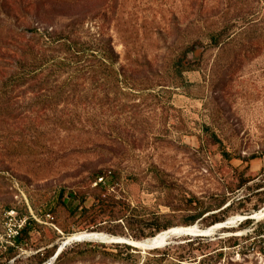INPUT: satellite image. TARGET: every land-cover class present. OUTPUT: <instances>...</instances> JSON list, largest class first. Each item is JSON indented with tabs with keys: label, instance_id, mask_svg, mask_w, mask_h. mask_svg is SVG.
Masks as SVG:
<instances>
[{
	"label": "rangeland",
	"instance_id": "374dc122",
	"mask_svg": "<svg viewBox=\"0 0 264 264\" xmlns=\"http://www.w3.org/2000/svg\"><path fill=\"white\" fill-rule=\"evenodd\" d=\"M255 29L264 0H0V264H257L264 218L150 251L66 242L264 208V43L239 37Z\"/></svg>",
	"mask_w": 264,
	"mask_h": 264
},
{
	"label": "bare ground",
	"instance_id": "6f19581e",
	"mask_svg": "<svg viewBox=\"0 0 264 264\" xmlns=\"http://www.w3.org/2000/svg\"><path fill=\"white\" fill-rule=\"evenodd\" d=\"M264 218V208L259 212H254L247 216H238L234 218L228 219L226 222L218 223L214 226H211L207 229H200L197 225L187 226V227H172L166 231H163L157 234L153 238H148L141 241H134L124 237H116L103 233H79L70 235L66 238V242L77 243V242H101L104 244H129L133 246L135 249L141 251H150L162 249L168 246L172 240L181 237H206L213 235L219 230L228 229L236 222H244L247 219L257 220ZM50 264V263H49Z\"/></svg>",
	"mask_w": 264,
	"mask_h": 264
},
{
	"label": "trees",
	"instance_id": "16d2710c",
	"mask_svg": "<svg viewBox=\"0 0 264 264\" xmlns=\"http://www.w3.org/2000/svg\"><path fill=\"white\" fill-rule=\"evenodd\" d=\"M230 31H231V28H226V27H222V28H219V30L217 31V32H213L212 34H209V40H210V42L213 44V46L215 47V48H219V47H222L223 46V44L228 40V39H230L231 38V36L230 35H227V33H230ZM216 33V34H215ZM241 36V38H243V39H247L248 41H246L248 44H250V43H252V44H254V45H258L259 43H264V29H263V31H259L258 29H255V30H253V31H251L250 33H248V32H246V31H244V32H241V34L239 35V37ZM244 36H245V38H244ZM41 68H43V67H41ZM41 68H39L38 69V71L41 69ZM18 74H13V76H11V81L12 80H14V81H18ZM4 87H5V84H4ZM256 157L255 156H251L248 160H246V161H252V160H254ZM101 176V175H100ZM97 179H98V177H97ZM104 180V179H103ZM252 180L251 179H244V178H241V186H244V185H246V184H248L249 182H251ZM97 185H99V184H97ZM223 205L224 204H222L219 208H221V207H223ZM225 210H227V209H224V210H220V212L219 213H223ZM257 211H260V210H255L254 212H257ZM206 214V212L203 210V212H200L199 214H197V216H195L193 219H192V221L190 222V223H188V224H186L185 226H183V227H187V226H192V225H195V222L197 221V220H199L200 218H202L204 215ZM250 215V214H249ZM219 216L220 215H216V214H214V216H213V218H211V223H210V226L209 227H211V226H214V225H216V224H218V223H223V222H226V218H219ZM210 216H207L206 218H209ZM156 219V221H159V219L160 218H158V216H157V218H155ZM251 221H253V220H246V221H244V223H245V225H248V224H250L251 223ZM156 224H158V223H156ZM154 225V227H152V230H153V232L148 236V237H146V238H140V239H133V240H135V241H141V240H145V239H148V238H153V237H155L157 234H159V233H161V232H163V231H166V230H168L169 228H172V227H170V226H163V225ZM29 226H30V220H27L26 222H25V225L24 226H22V229H20L19 231H18V235H16L15 237H13V238H11L12 239V246H7L6 247V249H11V247H18V246H20V245H22L23 244V238H24V236H28L29 235V233H30V228H29ZM208 227V228H209ZM254 231H257V229H255ZM263 231V230H262ZM261 233V232H260ZM260 233H258V232H253L252 234H251V236L252 235H259ZM70 235H72V234H69L68 236H70ZM114 236H119V237H125V235L123 236V235H114ZM127 238H129V237H127ZM130 239H132V238H130ZM250 238H248V236H247V239L246 240H249ZM239 241V240H238ZM118 245H120V244H118ZM232 249H236L237 247H239V245H240V242H237V241H235V242H233L232 244ZM124 247L126 248V249H130V250H132L133 248H131L130 246H125L124 245ZM56 253H57V251L55 252V251H53V252H50V253H47L45 256H44V258L41 260V262L39 263V264H47V263H50V262H48L51 258H54L55 257V255H56ZM63 256H64V254H63V252H61L59 255H58V257L56 258L57 260H56V262H58V261H60L62 258H63ZM223 257V254H218L217 256H216V258H218V259H221ZM184 257H179V260L178 261H180V262H183L184 261ZM216 261H217V259H216Z\"/></svg>",
	"mask_w": 264,
	"mask_h": 264
},
{
	"label": "built area",
	"instance_id": "2783aa9c",
	"mask_svg": "<svg viewBox=\"0 0 264 264\" xmlns=\"http://www.w3.org/2000/svg\"><path fill=\"white\" fill-rule=\"evenodd\" d=\"M103 178L99 179V181L96 183H102ZM22 226H20L19 229H21ZM18 231L14 232V236L18 235ZM247 235V234H246ZM247 237V236H246ZM250 256L257 262V264H264V230L257 236L250 238Z\"/></svg>",
	"mask_w": 264,
	"mask_h": 264
},
{
	"label": "water",
	"instance_id": "95a60500",
	"mask_svg": "<svg viewBox=\"0 0 264 264\" xmlns=\"http://www.w3.org/2000/svg\"><path fill=\"white\" fill-rule=\"evenodd\" d=\"M247 220H252V219H247ZM124 245H128V246H131V245H129V244H124ZM64 246H66V243L65 244H63V248H64ZM131 247H133V246H131ZM134 248V247H133ZM62 248L61 249H59V251H57V253H56V255H55V257L53 258V260L52 261H54L57 257H58V255L62 252ZM52 261L50 262V264H52Z\"/></svg>",
	"mask_w": 264,
	"mask_h": 264
}]
</instances>
